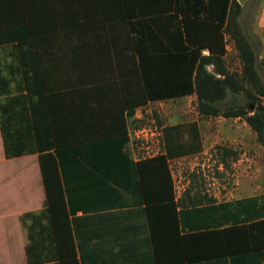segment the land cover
Instances as JSON below:
<instances>
[{"label": "crops", "instance_id": "0c3cea01", "mask_svg": "<svg viewBox=\"0 0 264 264\" xmlns=\"http://www.w3.org/2000/svg\"><path fill=\"white\" fill-rule=\"evenodd\" d=\"M244 1L239 0L241 7ZM138 5L148 6L149 1L0 0V25L28 23L37 28L28 45L0 43V63L9 56L20 72V85L41 89L55 134L63 142H79L77 152H68L58 165L65 215L55 216L56 234L47 225L48 251L54 252L57 245L60 252L39 264H230L227 256L197 260L202 254L197 239L188 236L182 243L178 237L189 231L179 213L173 217L170 208L152 206L147 215L128 161L100 158L101 147L96 139L90 140L125 134L121 151L132 160L144 156L131 139L133 118L140 106L172 98L133 105L140 87L135 79L137 53L128 17L121 15ZM256 22L264 28V0ZM143 46L141 52L149 58ZM187 94L194 97L193 92ZM40 107L44 109L43 103ZM1 142L0 136V264H28L26 230L19 215L37 212L42 205L45 193L38 155L26 152L7 158ZM170 160L175 201L185 186L176 189ZM159 185L155 188L167 195L166 184ZM154 192L158 195V190ZM179 208L177 204L175 209Z\"/></svg>", "mask_w": 264, "mask_h": 264}, {"label": "trees", "instance_id": "16d2710c", "mask_svg": "<svg viewBox=\"0 0 264 264\" xmlns=\"http://www.w3.org/2000/svg\"><path fill=\"white\" fill-rule=\"evenodd\" d=\"M148 1V6L126 8L121 15L128 17V29L134 33L137 53L135 79L140 87L135 91L133 105L193 92L200 115L242 116L264 151V82L260 80L254 46L238 22L239 0ZM34 30L37 28L28 23L1 24L0 43L28 45L29 35ZM224 35L231 38L237 50L238 72L228 71L224 63ZM141 44L149 58L142 54ZM33 75L39 79L37 73ZM23 90L0 97V136L7 158L26 152L38 155L45 193L42 205L37 212L21 213L19 220L26 230V260L28 264H39L57 257L60 252L57 245L54 252L48 251L47 225L50 233L56 234L52 228L55 216L61 219V215H65L58 165L61 166L68 152H77L79 142H63L55 134L53 119L44 99L41 101V89L38 92L26 86ZM228 93H242L248 102L223 105L222 100ZM42 103L44 109L40 107ZM250 103L252 108H249ZM132 112L129 106L127 114ZM94 139L101 147L100 158L116 161L125 158L133 168L147 215L152 206L170 208L173 217L179 213L180 221L189 231L178 237L182 243L188 236L197 239L202 252L197 260L215 261L227 256L230 264H264V203L252 196L216 201L194 190L190 180L182 195L173 201L167 162L200 151L195 121L161 125V150L136 160L121 151L127 139L125 134L95 136L90 140ZM162 182L168 187L167 195H162L161 187L155 188ZM154 190H158V195ZM177 204L180 205L178 210L175 209ZM175 221L177 226L176 218ZM151 238L153 240L152 235Z\"/></svg>", "mask_w": 264, "mask_h": 264}, {"label": "rangeland", "instance_id": "374dc122", "mask_svg": "<svg viewBox=\"0 0 264 264\" xmlns=\"http://www.w3.org/2000/svg\"><path fill=\"white\" fill-rule=\"evenodd\" d=\"M261 0H246L238 15L241 30L253 44L260 80L264 82V28L256 22ZM11 49L6 45V49ZM224 63L228 71L238 72L240 61L231 38H225ZM19 70L7 56L0 63V97L18 93L23 87ZM6 98V97H5ZM247 103L242 93H228L222 100ZM131 129L132 142L140 146V154L161 149L158 131L170 122L195 121L199 131L200 151L170 160L174 185L182 188L190 180L193 189L215 200L230 201L252 196L264 203V151L242 116L222 114L200 115L194 97L184 96L150 101L138 109Z\"/></svg>", "mask_w": 264, "mask_h": 264}, {"label": "water", "instance_id": "95a60500", "mask_svg": "<svg viewBox=\"0 0 264 264\" xmlns=\"http://www.w3.org/2000/svg\"><path fill=\"white\" fill-rule=\"evenodd\" d=\"M252 106H253V105L250 103V104H249V108H252Z\"/></svg>", "mask_w": 264, "mask_h": 264}, {"label": "built area", "instance_id": "2783aa9c", "mask_svg": "<svg viewBox=\"0 0 264 264\" xmlns=\"http://www.w3.org/2000/svg\"><path fill=\"white\" fill-rule=\"evenodd\" d=\"M134 134L137 135L136 131H134ZM138 136V135H137Z\"/></svg>", "mask_w": 264, "mask_h": 264}]
</instances>
